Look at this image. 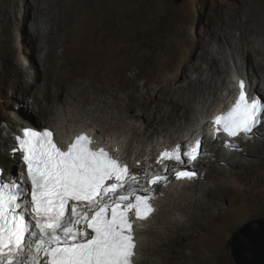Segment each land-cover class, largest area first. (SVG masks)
<instances>
[{"label": "rangeland", "instance_id": "374dc122", "mask_svg": "<svg viewBox=\"0 0 264 264\" xmlns=\"http://www.w3.org/2000/svg\"><path fill=\"white\" fill-rule=\"evenodd\" d=\"M56 1L65 4L67 0ZM245 2L244 0H180L179 2L176 0H91V6H95L97 15L96 27L102 30L103 15L109 10L112 14L114 32L107 39L97 40L96 44L92 43L91 58L85 69V83L92 84L99 77L104 79L110 77L119 82L116 89L121 87V83H126L128 89H134L136 86L145 84L156 87L171 79L170 84L176 86L183 80L182 78L178 81L174 80L178 79L179 72L186 68L192 52H200L199 49H194L196 43L208 48L211 54L209 58L218 60L217 67L223 71L222 74L211 76L210 69L203 63L201 72L190 73L189 79L200 77L206 87L204 92L196 94H192L191 91L184 92L181 101L185 109H182L181 114L177 116V126L162 123L159 120L161 114L159 107L157 109L155 104V97L151 93L144 95V90L141 91L143 96L131 101L130 107L124 109L122 114L124 122L117 126L114 120L107 122L103 120L104 118L98 120L96 117L98 114L93 110L102 105L98 100L83 106L75 103L70 97L68 103H56L47 117L39 116L37 106L40 102L26 99L24 92V86L36 84L40 86V90L36 93L42 97L43 89L47 85V82H44L41 65L43 50L41 51L30 38L37 26L43 29L45 25L42 21L36 24L32 17L35 9L36 13L39 9H51L50 6L55 5V2L54 0H0V136L8 138L11 135V125H14L15 133H17L19 129H22L23 119L36 123L34 130H39L41 127L53 128L59 137L63 136L62 133L65 130L73 131L89 127L93 130V134H96V138L104 139L109 135L111 139L119 137L125 140L122 152L124 151L123 155L127 157L125 159H129L135 154L145 152L147 145L153 139H163L161 134L176 138L177 135H182L180 130L199 126L198 117L202 114H210L214 108L224 102L222 98L227 93L226 87L230 86L232 79L235 80L238 71L245 76L244 78L258 84L257 93L264 98V77L256 80L254 75L256 71L249 67L245 59L250 49L240 40V34L245 29L241 21L247 13V0ZM120 6L124 8L121 14L115 12ZM226 23H231L228 29L229 36L228 41L222 44L221 39L227 36V33L220 25ZM210 41L213 42V47H208ZM218 46H221V49ZM254 48L264 51V44H255ZM57 50L60 52L61 48ZM258 57L262 58L260 55ZM169 60L172 63L171 70L166 67ZM21 72H24L23 75ZM99 85L97 81L96 86L93 89L90 88L87 94L92 96ZM96 94L99 99H102V94ZM208 116H204L205 119ZM153 117L156 119L152 124L150 121ZM132 128L137 129V133H133ZM154 128L164 129V131L156 134ZM141 131H145V135H142ZM262 132L264 129L257 131L250 141L254 143L258 137L264 139ZM212 143L207 147H214ZM237 145L247 150V141L237 140ZM218 147L223 149L217 145L216 148ZM223 147L224 150L229 151L225 144ZM257 148L254 147V151L251 149L249 153L254 155L258 152L260 155V149L258 151ZM0 150L3 153L6 147L0 145ZM209 153L202 155L204 160L187 168L193 169L195 175L201 174V177H204H197L199 181L193 177L191 184L188 181L187 185L191 186L183 189V195L186 194L187 198L193 195L200 197L208 188L215 190L219 198L212 208L213 218L210 222L207 219L201 220V226L205 227L202 231L197 224L185 229V234L177 236L175 244H172V253L168 251L170 254L164 253L162 257H150L148 245L153 242L155 231L166 229L164 221L176 214L181 219L190 215L177 210L175 205L180 202V199L176 196L165 197L163 194H158L163 190L160 186L155 187L152 193L156 195L159 204L152 221L144 226L148 232L141 237V244L137 249L136 259L137 262L139 261L137 264H143V261L149 257L151 264H195L192 259L200 250L203 251V254H199L202 257L200 264H233L227 246L230 236L249 220L264 217V172L262 176L252 178L250 184L239 183L244 176L247 177L259 171L260 167L250 168L248 163L250 160H247L249 155H247L238 159L234 166L231 160L233 164L227 168L223 163L219 164L217 160L209 162ZM239 157H241L240 154L237 158ZM8 159L11 162L14 161L13 158ZM258 159V156L255 158L251 156L253 163L258 162ZM204 163L206 167L201 168ZM16 166L18 175L22 172L23 165L17 163ZM135 166H141L140 162L135 163ZM157 168L160 169V166ZM138 171L142 174L138 172L143 177V183L147 176L153 174L150 171ZM169 178L170 174H168V181H170ZM197 184L203 186L194 189ZM190 189L194 190L189 191ZM177 190L182 192L180 188ZM173 192L176 193V189Z\"/></svg>", "mask_w": 264, "mask_h": 264}, {"label": "snow or ice", "instance_id": "6c2138e0", "mask_svg": "<svg viewBox=\"0 0 264 264\" xmlns=\"http://www.w3.org/2000/svg\"><path fill=\"white\" fill-rule=\"evenodd\" d=\"M239 88L234 106L214 118L217 134L249 135L261 124L264 98L250 100L243 79ZM16 140L13 152L22 156L27 180L23 174L10 181L0 176V264H134L135 221L129 212L134 209L136 219L144 220L155 210L149 195L137 194L148 192L139 187V177L103 147L93 148L87 134L77 135L66 149L47 129H24ZM201 143L197 140L187 151L177 145L157 163H194ZM226 145L232 146V140ZM176 175L191 178L195 172L177 170ZM166 179L156 175L149 182ZM262 232L264 225L246 222L233 241L250 251Z\"/></svg>", "mask_w": 264, "mask_h": 264}, {"label": "bare ground", "instance_id": "6f19581e", "mask_svg": "<svg viewBox=\"0 0 264 264\" xmlns=\"http://www.w3.org/2000/svg\"><path fill=\"white\" fill-rule=\"evenodd\" d=\"M246 0H244V3ZM55 5L50 6L51 9L44 10V9H36L33 11V19L35 20V23L37 24L38 21H42V24H44V28L37 26L33 31L34 33L30 37L41 49L42 57H41V65L42 70L44 73V82H47V85L44 87V95L42 97L37 95V91L40 90V86L36 84L32 85H26L24 86V92L26 93V99L32 101V102H40L38 104V113L39 116L47 117L51 114L52 109L54 108L56 103H68V98L72 97V99L75 101V103H79L83 106L87 104H91L94 101H100L102 104L97 109L93 108L95 112H97V118L98 120L104 118V121L108 120H114L118 126L119 123H123L124 119L122 118V114L124 112V109L126 107H130L131 101L137 100L141 96V91L144 90L145 94H152L155 97V104L157 106V109L159 107V120L162 123L166 124H175L178 125L177 116L181 114L182 109H185L184 103L181 101V99L184 96V92L191 91L192 94H196L199 92H204L205 90V83L202 80V78L198 77L197 79H189L190 73L192 72H201L202 71V64L205 63L206 67L210 69L211 76H215L217 74H222L223 71L217 67L218 60L215 58H209L211 55L208 48L201 47L199 44L194 45V49H199L200 52H192L189 61L187 63L186 68L182 69L179 74L180 76L178 79L174 81H178L179 78H182L183 81L178 82L176 86H172L170 84L171 79H169L167 82H163L156 87H151L148 84H145L143 86H136L134 89H128L126 83H121L120 88L116 89L117 86H119V82L116 81L113 78L108 77L109 79H104L102 77H97L96 79L100 85L95 88V93L92 94V96L89 93L90 88H94L96 86L97 81L93 82L92 84L85 83L84 75H85V69L86 64L90 61L91 58V45L94 42L96 44L97 40L100 39H107L112 32H114V26L112 24V14L109 13V10L106 11V13L103 15L104 23L102 30L98 29L95 25V20L97 18V15L95 13V6H91V0H67L65 1V4L59 3L56 0H54ZM41 7V6H40ZM247 13L241 20L243 25L245 26V29L240 34V40L243 42L244 46L248 47L250 51L248 52L246 56V62L249 65V67L254 70L256 74V80H259V77H264V51L260 49L254 48L255 44H264V0H247ZM42 8V7H41ZM245 6L243 7V9ZM135 9V8H134ZM124 8L120 6L118 9L115 10L117 13H122ZM138 10V9H137ZM136 10V11H137ZM246 10V9H245ZM244 10V11H245ZM32 20V19H31ZM31 22V21H30ZM33 23V21H32ZM229 25L231 23H226L224 25H220L221 28H224L226 30L227 36L222 37L221 41L223 42L228 41L229 36ZM242 27V26H241ZM242 29V28H241ZM240 29V30H241ZM33 30V28H32ZM93 46V45H92ZM213 47V42L210 41L208 47ZM219 49H221V46H218ZM58 48H61V51L58 52ZM258 55H260L259 58ZM168 70H171L172 63L168 62V65L166 66ZM239 68V67H238ZM241 69V68H240ZM89 71V70H88ZM25 72V71H24ZM23 72V73H24ZM21 72V74L23 75ZM20 74V75H21ZM90 76V75H89ZM258 76V77H257ZM243 74L239 71L237 72V75L235 78H238L236 82L235 87H226L227 93L223 96L222 100L224 102L220 105H218L216 108L212 110L210 114H202V116L198 117V124L196 127H192L189 129H184L181 136L183 137L185 135V138L187 141H189L194 133L196 131L198 134H200L199 128L203 126V128H206L203 130V137H204V152L205 154L209 153L208 155V161L211 160H217L219 164L223 163V165L227 168L231 166L233 163H231V160H233L234 165H236L237 160L242 158L243 156L249 155V158L247 160H250L249 166L250 168H255L256 166L260 167L259 171L253 172L254 174L248 175L247 177L244 176L240 182H247V184H250L252 178L260 177L262 176L264 172V139L261 137H258V139H255V142L250 141L253 137H255V133L259 130H261V127H258L256 129H253L251 134H249V138H247V150L240 148V145H237L236 142H232V146L229 147V151L224 150L223 145L219 141H215L213 144L214 147H207L209 145V138L212 139L215 135H211L210 137L207 136L208 128L207 124L209 125L211 115L214 113L220 112L226 108V104L230 103L232 100H237L240 92L239 88V80L243 79L245 82V87H247V96L255 98V96H259V94L256 93L257 90H259V86L257 83L251 82L248 79L244 78ZM37 79H39V76H37ZM88 80V79H87ZM91 80V79H90ZM92 81V80H91ZM233 83L232 81H230ZM72 89H75L74 91ZM96 93L102 94V99H99L96 95ZM202 94V93H201ZM88 105V106H89ZM157 110V111H158ZM150 110H148L149 112ZM162 111V113H161ZM152 112V111H150ZM101 114V116H100ZM110 114V115H109ZM209 115V116H208ZM208 116L206 119L205 117ZM95 118V117H94ZM156 117H153V119L150 121L152 124L155 122L154 120ZM23 124L21 126V130L17 133H15L14 125H11V135L8 136V138H3L0 136V145L3 147V145L6 147V150L2 153L0 150V169L3 173V178H6L9 180L10 178H13L15 176V172H17V163H21L20 160V154L13 155L12 150L17 147L15 139L17 136L23 135L24 129H35L36 123L34 122H28L23 119ZM95 122V121H94ZM93 122V123H94ZM24 127V128H23ZM87 129H76L73 131L65 130L66 134L64 132L62 133L63 136L59 137L56 135V138L60 144H69L71 143L74 138L80 133L85 132L88 135H91L95 141V143L102 145L104 148L108 149L111 155L120 160L122 163H128L131 165L133 170H135L138 179V185H140L142 181V174L138 170H143L146 172H155L160 171L155 164V159L159 156L160 153V146L163 144H175L174 142H177L179 144L181 140L179 139L181 136L177 135L176 138L166 137L165 134H161L163 139H153L149 145H147V148L139 155H133V157L129 159H125V155H123V147L125 140H122V138H109V135H107V139H102L101 137L96 138V134H93V130L89 127H86ZM119 128V127H118ZM89 129V130H88ZM208 129V130H207ZM40 130V129H39ZM199 130V132L197 131ZM133 133H137V129L132 130ZM164 129H157L154 128V133L157 134V132H163ZM1 133V130H0ZM114 133V132H113ZM213 133V132H212ZM264 134V132H262ZM56 134V133H55ZM61 134V135H62ZM142 135H145V131H141ZM59 135V134H58ZM60 135V136H61ZM120 135V134H119ZM219 138L223 136L222 133L218 134ZM121 137V136H120ZM175 137V136H174ZM181 137V138H182ZM180 141H179V140ZM178 140V141H177ZM117 141V143H115ZM250 141V142H249ZM252 143V145H250ZM217 145L221 146L223 149H220L217 147ZM250 145V146H248ZM254 147H258L257 150L260 149V155H258V152L256 154L252 155V153H249V151L252 149L254 151ZM175 148H170L169 150H172ZM208 151V152H206ZM252 151V152H253ZM241 155V157L237 158L238 155ZM251 156H258V162L253 163V159L251 161ZM13 158V162L9 160L8 158ZM207 159V157H205ZM257 159V158H256ZM204 160L202 157L198 159L197 162H194L193 164H197L199 161ZM256 161V160H255ZM254 161V162H255ZM140 162L141 166H135V163ZM213 163V162H212ZM243 163V161H242ZM210 165V164H209ZM206 164L204 163L201 168H205ZM157 168V170H156ZM155 169V171H153ZM258 169V168H257ZM177 170L183 171V169L178 168H172L170 172L168 171L167 174H170V178L166 180L164 184L160 185V188L163 191H160L158 194H163L165 197L168 196H176L178 199H180L179 203H176L175 206H177L178 211H184L189 213V216H186L185 219H181L176 214L175 216L166 219L164 222H166V229L163 231H155L153 233L154 240L152 243L148 245V253L150 252V257H159L163 255L164 253L167 254L168 251L172 253L173 247L172 244H175L176 237L177 236H183L185 234V229L190 228L192 225L197 224L201 228V231L205 229V227L201 226V220L207 219L209 222L213 218L212 214V208L216 205V200L219 198L215 190H211L210 188L205 190V193L202 194V196L197 197L195 195L191 196L190 198H187L186 194L183 195V189L191 186V180L193 177H201V174L197 176L194 175L191 178L187 177H181L177 178L176 172ZM187 171H193V169H186ZM158 171V172H159ZM141 174H139V173ZM238 172V171H237ZM243 173V172H242ZM241 173V174H242ZM228 174V173H227ZM24 179L27 180V174H23ZM202 176L201 178H203ZM148 178V177H147ZM257 180V179H256ZM190 181V184L187 185ZM199 181V179L197 180ZM238 182V180H237ZM198 186H203L202 184H197L194 189H197ZM173 189H170V188ZM168 188V189H167ZM177 188H180L182 192L177 190ZM176 193L173 192V190ZM194 189H190L189 191H192ZM154 191V190H153ZM222 198V197H221ZM173 199V198H172ZM154 204V213L150 214V216L147 219L135 221L134 229H135V239L137 242V248H136V255L134 257V264H137L136 256L138 254L137 249L138 246L141 244L140 240L143 234L148 232L147 229H145V225L152 221L158 201L156 200V195L152 199ZM183 201V202H181ZM172 202V201H171ZM169 203V202H168ZM167 204V202H166ZM264 205V204H263ZM167 230V232H166ZM147 235V234H146ZM183 241V239H182ZM177 244V243H176ZM181 245V244H180ZM168 253V254H170ZM199 254H203V251L200 250L199 253L192 259V262L195 264H200L202 257ZM149 257V258H150ZM162 257V256H161ZM147 258L143 262L145 264L146 262H150V259ZM151 264V262H150ZM154 264H168V263H154ZM177 264V263H176Z\"/></svg>", "mask_w": 264, "mask_h": 264}, {"label": "water", "instance_id": "95a60500", "mask_svg": "<svg viewBox=\"0 0 264 264\" xmlns=\"http://www.w3.org/2000/svg\"><path fill=\"white\" fill-rule=\"evenodd\" d=\"M179 1L180 0H176V2ZM248 222H255L257 225H264V217L252 219ZM234 232L227 242L233 264H264V232L258 234L255 237L254 242L249 245L251 249L250 251L241 250L239 245L233 241Z\"/></svg>", "mask_w": 264, "mask_h": 264}, {"label": "clouds", "instance_id": "9594fccd", "mask_svg": "<svg viewBox=\"0 0 264 264\" xmlns=\"http://www.w3.org/2000/svg\"><path fill=\"white\" fill-rule=\"evenodd\" d=\"M237 80H238V78H235V80L234 79H232L231 81L233 82V83H230V86L233 88V87H235L236 86V82H237ZM230 86H228V87H230ZM245 91H246V94H247V87H245ZM256 93H257V91H256ZM258 94V93H257ZM261 97V96H260ZM212 116V115H211ZM210 118V117H209ZM208 118V119H209ZM42 128H44V129H49V130H51L54 134H55V131H54V129L53 128H49V127H41L40 128V130L42 129ZM184 137V136H183ZM54 138H56V134H55V137ZM56 140H57V138H56ZM237 140H243V141H247V137H245V135L244 136H238V137H236L235 138V141L234 142H236ZM58 141V140H57ZM215 141H219L222 145H223V137H222V139L221 140H215ZM215 141H213V143L215 142ZM15 142H16V145H17V140L15 139ZM212 141H210L209 140V144L211 143ZM237 143V142H236ZM58 144H60L59 142H58ZM228 148V150H230L229 149V147H227ZM207 152V151H206ZM17 174V172H15V175ZM15 177V176H14Z\"/></svg>", "mask_w": 264, "mask_h": 264}, {"label": "trees", "instance_id": "16d2710c", "mask_svg": "<svg viewBox=\"0 0 264 264\" xmlns=\"http://www.w3.org/2000/svg\"><path fill=\"white\" fill-rule=\"evenodd\" d=\"M16 170H17V168H16Z\"/></svg>", "mask_w": 264, "mask_h": 264}]
</instances>
